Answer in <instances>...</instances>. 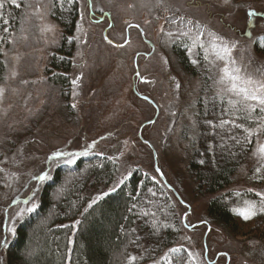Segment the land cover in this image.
<instances>
[{
	"label": "rangeland",
	"instance_id": "rangeland-1",
	"mask_svg": "<svg viewBox=\"0 0 264 264\" xmlns=\"http://www.w3.org/2000/svg\"><path fill=\"white\" fill-rule=\"evenodd\" d=\"M77 1V22L83 11L82 27L87 35L84 37L75 29L70 36L81 35L87 43L72 42L67 72L50 65L63 37V28L53 15H47L45 22L55 26V33L42 35L37 28L40 22L31 15L34 8L7 5L5 10L15 31V43H5L7 55L2 53L8 79L0 82V87L5 88L0 101V161L5 157L8 160L0 167L16 172L19 178L6 179L0 173V264H7L13 237L4 228L3 209L18 195L23 198L26 182L36 183L30 181L29 173L44 167L52 151H79L93 140L97 143L90 154L102 152L118 157L114 160L117 174L110 188L121 175L135 169L156 176L167 188L183 223L178 245L198 253L197 264H264L263 227L255 226L252 220L244 222L242 233L234 234L209 217L207 205L214 195L196 189L189 164L200 130L198 104L206 93L213 94V81L208 79L210 73L199 48L193 49L194 53L200 52L197 57L188 52L190 41L186 37L173 43L175 37L166 35L176 27L167 23L166 17L172 13L191 16L208 29L236 41L234 55L251 59L253 67L264 71L263 46L258 49L256 43L264 39V0H168L171 12L157 7V0H92L91 9L88 0ZM248 11L258 15L249 17ZM137 24L140 28L129 27ZM105 30L113 42L122 44L128 37V43L123 47L109 44L104 39ZM53 39L57 43H51ZM203 39L207 40V36ZM180 43L186 46L189 67L176 52L175 46ZM193 58L200 63L194 65ZM57 73L67 76L65 85L53 82L52 76ZM77 78L78 84L73 85ZM73 104L76 108L71 107ZM258 139L264 141V133ZM21 147L22 155L18 153ZM256 147L255 141L233 182L220 193L249 188L264 191V180L253 179L259 164V157L253 154ZM13 158L22 163H13ZM55 168L51 169V177ZM157 168L174 190L165 185ZM6 183L11 186L6 187ZM44 184L38 189L37 203ZM14 211L9 208L8 215ZM185 212L187 223L196 224V228L184 227Z\"/></svg>",
	"mask_w": 264,
	"mask_h": 264
},
{
	"label": "trees",
	"instance_id": "trees-1",
	"mask_svg": "<svg viewBox=\"0 0 264 264\" xmlns=\"http://www.w3.org/2000/svg\"><path fill=\"white\" fill-rule=\"evenodd\" d=\"M53 11V18L63 28V37L57 48L58 55H53L50 65L67 72L73 47L72 42L64 38L71 37L76 29L79 4L77 0L67 2L62 9ZM261 41L256 42L258 49L264 48V39ZM175 47L180 61L189 67L185 44H176ZM0 61H4L2 53ZM5 72L6 67L0 64V82L4 80ZM52 80L65 85L67 76L57 73ZM203 99L198 104L200 130L189 164L196 189L200 193L214 195L207 205L211 220L236 235L242 233L244 222L253 220L255 226L263 227L261 233L264 237V213L245 220L233 211L245 207V200L258 202L255 192L229 190L220 193L233 182L257 137L244 147L229 141L221 148L220 137L214 135L205 123L206 119L219 116L220 109H213L211 102L206 105ZM238 122L248 124L246 121ZM234 131L243 136L242 130ZM221 135L226 134L221 132ZM210 145L212 151H209ZM107 157L91 153L81 157L76 165L55 168L40 192L38 210L16 224L17 232L7 250V264H130V256L137 257L132 264H166L161 258L169 249L180 246L178 240L183 223L167 188L154 183L149 174L135 169L125 185L85 212L93 197L108 191L117 174V163ZM149 188L155 195L148 191ZM133 203L136 207L130 213L128 209ZM145 212L148 216L144 215ZM153 220L160 226L156 235L152 234ZM76 221L80 223L76 224ZM163 224L174 227H163ZM132 229H136L134 234ZM178 255L186 259L185 253ZM173 264H176L175 259Z\"/></svg>",
	"mask_w": 264,
	"mask_h": 264
},
{
	"label": "snow or ice",
	"instance_id": "snow-or-ice-1",
	"mask_svg": "<svg viewBox=\"0 0 264 264\" xmlns=\"http://www.w3.org/2000/svg\"><path fill=\"white\" fill-rule=\"evenodd\" d=\"M67 2H75V0H48L47 4L43 3V0H35V3L30 2V0H0V53H3L5 56L7 53L4 50L3 45L14 44L15 40L12 37L15 36V31L13 30V25L10 23L9 18L5 17L4 9L6 5L15 6L16 9H33L34 12L31 15H34L36 19L40 22L37 25L39 32L43 35L45 33H55V26L50 23L45 22V17L49 14L55 15L53 9L64 7V4ZM157 7H163L166 11L171 12L172 6L168 3V0H157ZM88 7L91 9L92 0H88ZM101 11H103L101 9ZM179 12V9H177ZM247 15L249 17L257 16L258 13L255 11H248ZM84 20L83 11L80 13V21L77 22L76 31L82 33L86 37L87 33L84 32L82 27V22ZM98 22V21H97ZM166 22L170 23L175 27L174 32H167L166 35L169 37H175V40L180 39L181 37H186L190 41V46L187 47V50L190 54L199 56L200 52L203 53V61L206 65L207 71L210 73L208 79L212 80V88L214 92L211 96H208L207 93L203 99V102L207 105L209 102L212 104V108L216 109L219 107L220 115L213 116L212 119H206L205 123L211 128L214 135L220 137V147L223 148L229 141L235 145H240L242 147L252 144L253 138L257 137L256 144L257 147L254 151V155L259 157V164L255 168V173L253 179L264 180V141L258 139L261 133H264V71L260 68L253 67L251 59L245 60L243 57L238 59L234 52L237 50V42L234 40L227 39L225 36L220 35L211 29H208L207 25L202 24L199 20L193 19L191 16L177 15L172 13L166 17ZM111 27V25H109ZM130 28H140V25H129ZM161 32H164V26L161 25ZM250 35V33H248ZM207 36V40L203 39ZM27 39L26 36L22 37ZM64 39L69 40L70 42L77 43H87L86 39H82L81 35H74L71 37H65ZM104 39L107 40L109 44H113V41L108 38L107 35L104 36ZM51 43L55 44L57 41L53 39ZM124 44H127L125 40ZM124 44H116V47H123ZM194 48H199L200 52H193ZM264 51V48L261 49ZM140 55V53H137ZM194 65L199 64L200 60L193 58L191 61ZM164 63H167V59L164 58ZM0 64L7 66L6 60L0 61ZM136 75L139 77L140 72L137 70ZM16 72L13 70L11 72V77H15ZM142 81L145 80L144 77H140ZM8 79V77H5ZM78 80L74 79L72 81L73 85L78 84ZM147 82V81H145ZM24 83H28L25 81ZM177 89L180 85L177 82ZM5 93V88L0 87V101L3 100ZM76 95V93H74ZM145 99H148L145 97ZM71 107L76 108V104L71 105ZM175 115V113L173 114ZM208 113L205 112V116ZM224 117H228L225 119ZM246 121V125L243 122ZM154 123V121H149ZM195 124V121H194ZM255 125L254 127L251 125ZM234 130H242L243 136ZM221 132L226 135H221ZM100 139H104L101 137ZM97 141L93 140L91 144H84L81 150H68L66 148L57 149L52 151L50 155L47 156L44 167H41L35 173H29L30 181L36 183L26 182L23 185L24 194L23 198L17 196L11 201V203L3 209L5 213L4 228L11 235L15 236L17 232L16 224L21 220H24L31 214L35 213L39 204L36 202L38 196V189L41 184L46 183L51 179V169L53 167H58L60 165L64 166H73L77 164V161L81 157H86L90 154V150L93 149ZM147 143V142H146ZM213 148L210 145L209 151H212ZM18 153L22 155V147L18 150ZM97 156H104V153H93ZM123 154V153H122ZM121 154V155H122ZM109 160H116L118 157H107ZM8 160V157H5L4 161H0V165L4 164ZM13 163L20 164L22 161H17L13 158ZM201 164L204 163L203 160L200 161ZM156 171L162 176L163 173L160 172L159 168ZM0 173H4L5 178L11 177L13 179H18V174L16 172H8L4 167H0ZM133 175L131 171L127 175H121L108 191L103 192L101 195L93 197L88 204V208L85 209V212L88 209H91L98 201L102 200L103 197L110 195L113 192H116L122 185L129 180ZM151 180L154 183H159L156 176H152ZM143 184V181H140ZM6 187H10V183L5 184ZM148 191L155 195V192L152 188H149ZM247 192L251 193L255 191L254 189H247ZM239 195V193H237ZM255 195L259 198V201L256 200H245V207L240 209H233L242 216L243 219L248 220L256 216L258 213H264V191H255ZM20 205H23L21 207ZM136 204L133 203L132 207L128 209L131 213ZM15 209L12 215H8V209ZM145 216H148V213H144ZM155 214L153 213V216ZM188 213H184V227L189 229H194L197 227L196 224L187 223ZM80 221H76V224H79ZM206 223V222H203ZM153 231L152 234L156 235L159 232V227L156 225L155 220L152 221ZM163 227H174V225L163 224ZM61 227H69L68 225H62ZM134 234L136 229L131 230ZM137 240L140 238L137 237ZM3 242L7 243V238L3 239ZM71 243V241H69ZM71 251V250H69ZM181 253L186 254V259L178 255ZM205 254H207V246H205ZM198 253H193L191 250L185 248L183 245L173 247L169 249L168 253L165 254L161 259L166 261V264H173L175 259L176 264H197ZM221 255H227L222 253ZM137 260L136 256H130V264ZM155 264V262H154ZM214 264V262H213Z\"/></svg>",
	"mask_w": 264,
	"mask_h": 264
},
{
	"label": "water",
	"instance_id": "water-1",
	"mask_svg": "<svg viewBox=\"0 0 264 264\" xmlns=\"http://www.w3.org/2000/svg\"><path fill=\"white\" fill-rule=\"evenodd\" d=\"M105 35H106V32H105ZM105 35H104V36H105ZM113 44L116 45V43H114V42H113ZM160 176H161V175H160ZM161 177H162V179L164 180L163 175H162ZM164 181H165V180H164Z\"/></svg>",
	"mask_w": 264,
	"mask_h": 264
}]
</instances>
